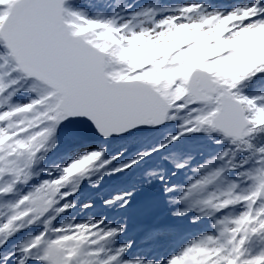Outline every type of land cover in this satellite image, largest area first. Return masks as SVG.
Listing matches in <instances>:
<instances>
[{
    "label": "snow or ice",
    "instance_id": "6c2138e0",
    "mask_svg": "<svg viewBox=\"0 0 264 264\" xmlns=\"http://www.w3.org/2000/svg\"><path fill=\"white\" fill-rule=\"evenodd\" d=\"M0 264H264V0H0Z\"/></svg>",
    "mask_w": 264,
    "mask_h": 264
},
{
    "label": "rangeland",
    "instance_id": "374dc122",
    "mask_svg": "<svg viewBox=\"0 0 264 264\" xmlns=\"http://www.w3.org/2000/svg\"><path fill=\"white\" fill-rule=\"evenodd\" d=\"M142 3H154L156 0H141ZM161 4H166L167 6H172L179 3H185V2H198L203 3L205 7L211 11L213 9L215 10H226L227 8L231 6H235L238 4H241L244 2V0H159ZM210 147V145H208ZM122 147L117 146L114 148H109V153H115L119 151ZM207 154V153H206ZM152 190H148V193H145L141 197H138V199H144L146 196L152 195ZM163 209L161 208L159 212L137 219L133 222L132 228H131V236L130 238H134L137 242V246L140 249H147L152 245V241L147 240V234L149 231H151L154 227H158L159 225L156 223L157 218L162 214ZM165 223H173V224H179L181 222L179 221H164Z\"/></svg>",
    "mask_w": 264,
    "mask_h": 264
},
{
    "label": "trees",
    "instance_id": "16d2710c",
    "mask_svg": "<svg viewBox=\"0 0 264 264\" xmlns=\"http://www.w3.org/2000/svg\"><path fill=\"white\" fill-rule=\"evenodd\" d=\"M119 142L116 143H110L111 147H113L114 145L118 144ZM122 144V143H121ZM209 147V146H208Z\"/></svg>",
    "mask_w": 264,
    "mask_h": 264
}]
</instances>
